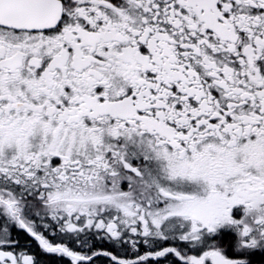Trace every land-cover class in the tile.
<instances>
[{
	"label": "snow or ice",
	"instance_id": "obj_1",
	"mask_svg": "<svg viewBox=\"0 0 264 264\" xmlns=\"http://www.w3.org/2000/svg\"><path fill=\"white\" fill-rule=\"evenodd\" d=\"M0 264H264V0H0Z\"/></svg>",
	"mask_w": 264,
	"mask_h": 264
}]
</instances>
